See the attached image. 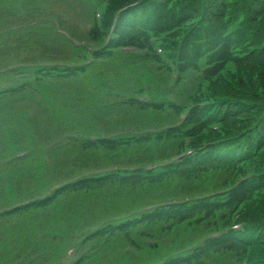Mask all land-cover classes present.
<instances>
[{
    "label": "trees",
    "instance_id": "obj_1",
    "mask_svg": "<svg viewBox=\"0 0 264 264\" xmlns=\"http://www.w3.org/2000/svg\"><path fill=\"white\" fill-rule=\"evenodd\" d=\"M0 13V69L27 64L0 72V111L38 106L0 170V195L34 199L0 215L25 231L17 217L34 214L17 251L48 264L74 240L85 252L71 246L68 264H94L113 238L156 264H264V0H0ZM26 45L40 54L4 63Z\"/></svg>",
    "mask_w": 264,
    "mask_h": 264
},
{
    "label": "rangeland",
    "instance_id": "obj_2",
    "mask_svg": "<svg viewBox=\"0 0 264 264\" xmlns=\"http://www.w3.org/2000/svg\"><path fill=\"white\" fill-rule=\"evenodd\" d=\"M22 5L23 4L21 2L16 3V4L13 3V9L15 11L21 12L22 14H26V11L23 9ZM60 7H61L60 4L56 5V8H60ZM62 12H64V11H59V12H56L57 14H52V18L58 17L60 14L62 15ZM41 14H43V13L37 14L34 18L40 17ZM4 16L6 17L7 15H3L0 13V27L4 26V24L6 23L5 20L8 19V17L3 19ZM0 30H2V29H0ZM1 43H3V42L0 41V44ZM26 46L27 47H22V49L19 51H12L11 54L7 57V59H9V60L4 61V63L20 60L21 57H23L25 55H29L32 52L35 55L40 54V50H41L40 47L29 46V45H26ZM7 84L8 83L2 77H0V87L6 86ZM129 85L134 86V84H132V85L128 84L127 86H129ZM142 86L144 88V84ZM34 112L35 113L38 112V106L36 105V102L33 100L31 95H28L27 97L16 100L15 102H12V101L8 102L3 106V108L0 111V153L4 154L8 150H10V147L12 145H14V143H12L10 140L11 139L15 140V138L13 136H10L12 134L13 130L19 129V128L24 129L25 127H21V125L23 123H25L27 121V118L31 114H33ZM71 117H73V116H71ZM54 125L60 126L59 123H56ZM17 137L18 136H16V138ZM8 144H9V147L7 149H5V146ZM2 158H3L2 155H0V163L2 162L1 161ZM2 174L0 173V177L3 176ZM0 180H2V179L0 178ZM13 194H16V192L14 191ZM11 197H12V200H17L19 195L18 196L13 195ZM2 198H5V197L3 195H0V199H2ZM8 198H10V197H8ZM110 203L114 205V203H112V202H110ZM132 204H133V201L127 202V199H126V200H124L123 203L118 205L117 208L123 209L126 206L132 205ZM97 213L99 215H101L102 213H104V211H98ZM17 218H18L17 223H18V225H20V228L23 230H27L26 234L30 235V237H32L33 229L35 226L34 221L31 220L28 222H22L23 217H17ZM88 218H90V217H88ZM87 222H89V221H87ZM81 223H82V221H81ZM0 226H1L0 232H1V229H4L5 230L4 232H6V233H3V232L2 233L7 234L6 235L7 238L5 240H0V243L6 241V243L3 244V247L5 249L3 247L0 248V253L5 254V256L3 258L0 255V264H7L6 259L12 261L15 258V257H12L10 255L11 250L16 246H18V248H21L22 247V243H21L22 241H20V240L17 241L15 236H18V234H15V232L13 230H7V229L3 228L2 224ZM62 229H64V227H62ZM82 231H83V229L77 228L76 234L81 233ZM191 240H192V238H191ZM68 242H70L71 244H67L64 247L71 248V246H75L78 254H80V255H82L85 252V248H84V250H81L82 248L75 245L76 242L74 240H70ZM67 249H64L63 252H66ZM62 250H63V248H62ZM42 253L47 254V252H42ZM92 256H94V257H92ZM92 256H91L92 261L95 262L94 264H156L157 262H159L160 252L159 251H153L152 249L151 250H141V251L133 250L132 248L126 246L123 242L111 238V239H106V241L101 242V245L98 247V249L95 251V253L92 254ZM1 258L5 259L4 262L1 260ZM35 261H37V260H34V262ZM36 264H40V263L37 262Z\"/></svg>",
    "mask_w": 264,
    "mask_h": 264
}]
</instances>
